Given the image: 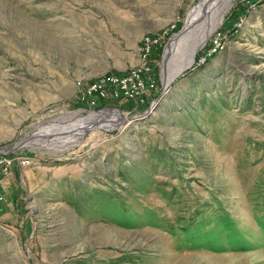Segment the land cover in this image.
<instances>
[{
    "label": "rangeland",
    "instance_id": "rangeland-1",
    "mask_svg": "<svg viewBox=\"0 0 264 264\" xmlns=\"http://www.w3.org/2000/svg\"><path fill=\"white\" fill-rule=\"evenodd\" d=\"M200 1L0 0V148L33 157L3 185L0 264H264V0H232L166 84ZM167 31L145 102L77 128L79 84Z\"/></svg>",
    "mask_w": 264,
    "mask_h": 264
},
{
    "label": "built area",
    "instance_id": "built-area-1",
    "mask_svg": "<svg viewBox=\"0 0 264 264\" xmlns=\"http://www.w3.org/2000/svg\"><path fill=\"white\" fill-rule=\"evenodd\" d=\"M169 33L167 31L166 33L151 35V40L144 42L142 46L143 58L140 60L143 70H136V73L130 74H109V76H102L95 80V83H80L76 96L77 103L87 108L89 107L92 111L107 109V107H102L99 110L95 108L102 101L107 100L121 103L135 101L137 105H142L146 100V92L157 88L156 81L151 76L152 67L149 66V57L153 53L152 51L169 37ZM218 34L220 35L221 33L218 32ZM216 37L215 43L211 45L212 48L205 49L208 50V54L206 53L205 55H211L212 49L216 47H223L221 43L222 35ZM19 147L17 145L15 148H0V201L4 199L2 194L3 185L14 176L15 168L17 166L28 167L31 165L33 157L20 153Z\"/></svg>",
    "mask_w": 264,
    "mask_h": 264
},
{
    "label": "bare ground",
    "instance_id": "bare-ground-1",
    "mask_svg": "<svg viewBox=\"0 0 264 264\" xmlns=\"http://www.w3.org/2000/svg\"><path fill=\"white\" fill-rule=\"evenodd\" d=\"M231 2L232 0H201L196 8L191 13H189L184 30L175 36V39L173 40L168 50V54L171 55V57L178 54L179 60L178 62H176V64H174L173 68L169 67L168 69H166L164 74V80L166 84L172 82L173 78L176 75L187 69V67L191 66L196 58L198 49L200 48L205 38L204 33L206 31L207 25L211 20H213L214 17L223 15L225 12H228L231 8ZM146 38V41L151 40V37ZM136 70H143L142 63H140L139 66H137L136 69H133L130 73H136ZM104 110L105 109H102L101 111L88 110L87 116L73 115V123L75 124V122L77 123L79 121L77 128L82 130L92 127V123L98 122L103 116L108 117L118 115L122 117V115L119 114L120 112L117 110ZM68 125H70V123ZM103 125L108 126L107 124ZM68 128H70V126ZM29 139L30 138H26L22 140L21 144L27 143Z\"/></svg>",
    "mask_w": 264,
    "mask_h": 264
},
{
    "label": "trees",
    "instance_id": "trees-1",
    "mask_svg": "<svg viewBox=\"0 0 264 264\" xmlns=\"http://www.w3.org/2000/svg\"><path fill=\"white\" fill-rule=\"evenodd\" d=\"M112 104H117L118 106H120V102L118 101H112V100H107V101H102L98 106H96L95 108L97 110L99 109H102V107H106V106H109V105H112Z\"/></svg>",
    "mask_w": 264,
    "mask_h": 264
},
{
    "label": "water",
    "instance_id": "water-1",
    "mask_svg": "<svg viewBox=\"0 0 264 264\" xmlns=\"http://www.w3.org/2000/svg\"><path fill=\"white\" fill-rule=\"evenodd\" d=\"M110 109V108H109Z\"/></svg>",
    "mask_w": 264,
    "mask_h": 264
}]
</instances>
